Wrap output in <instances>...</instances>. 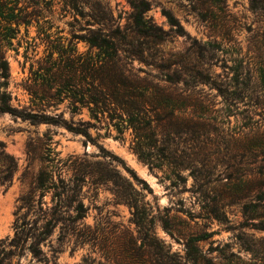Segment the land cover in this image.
<instances>
[{
    "label": "rangeland",
    "instance_id": "obj_1",
    "mask_svg": "<svg viewBox=\"0 0 264 264\" xmlns=\"http://www.w3.org/2000/svg\"><path fill=\"white\" fill-rule=\"evenodd\" d=\"M140 1L164 41L144 45L142 57L119 54L121 62L140 83L188 98L184 116L197 120L194 132L177 137L166 136L169 123L161 121L164 142L146 151L153 168L136 153L138 140L126 121L90 117L78 80L53 90L48 104L26 90L40 83L39 65L48 55L67 74L96 60L98 51L86 42L100 27L95 17L108 11L122 28ZM22 15L28 25L10 18ZM129 41L135 48L145 42ZM0 51L10 75L0 92L12 106L48 105L46 114L67 123L94 124L87 141L64 126L0 114V144L17 164L9 187H0V264H264V12L251 11L249 0H2ZM40 168L65 178L82 168L112 180L86 178L81 210L51 222L33 252L30 238L18 245L11 240L16 222L31 226L20 199ZM52 195L36 190L33 199L49 207Z\"/></svg>",
    "mask_w": 264,
    "mask_h": 264
},
{
    "label": "trees",
    "instance_id": "obj_2",
    "mask_svg": "<svg viewBox=\"0 0 264 264\" xmlns=\"http://www.w3.org/2000/svg\"><path fill=\"white\" fill-rule=\"evenodd\" d=\"M1 5L2 0H0V7ZM249 9L256 13H263L264 0H249ZM148 10L143 1H140L139 4L132 3L131 12L127 16V24L122 28L112 20L108 11L102 10L101 15L95 17L100 26L94 32L96 36H92L86 41L90 49L98 51L96 60H84L85 62L78 70L73 74H67L65 67H61L59 63L55 64L51 55H48L47 59L39 65L38 71L42 72L39 73L40 83L28 86L26 89L34 101L48 104L47 101L53 98V90L58 91L68 85L71 86L75 80H78L79 101L82 106L88 109L90 117L99 121L104 119L106 114L110 120L117 119L121 123L126 121L127 126L132 128L135 138L138 140L135 151L145 161L149 156L146 151L154 148L156 143L164 142L163 133L159 131L161 126L159 124L162 120H167L168 127L170 126V130L165 135L169 136L170 134L173 137L188 131L194 132V126L197 123L192 114L184 116V110L190 103L188 98H175L163 87L158 85L149 87L140 83L134 78L127 64L121 62L119 54L127 59L142 57L147 50L143 49L144 45L147 43L158 44L164 41V33L161 28L156 26L151 18L146 17ZM10 18L17 26L30 23L25 15L17 18L10 16ZM169 18L171 19V17ZM8 20L10 21V19ZM113 24L115 27L112 28ZM132 37L141 38L145 42L135 48L129 41ZM76 72H78V76H76ZM9 76L8 63L0 51V87L7 85ZM69 76L71 80H69ZM10 101L11 97L8 93L0 92V114L8 113L32 124L64 126L67 131L81 135L87 141H92L88 129L92 128L94 124L89 120H79L76 124L67 123L61 115L46 114L44 109L48 108V105L46 107L37 106L33 109L12 106ZM179 112L181 116L178 114ZM178 121H180L179 124H177ZM98 148L101 154L106 153L101 146ZM157 158L155 157V160L159 162L160 159ZM147 162L149 167H155L154 163L149 160ZM16 168L15 159L6 153L4 146L0 144V187H9ZM81 170L82 168L76 171L73 178H65L60 171H48L46 168H40L39 174L34 180L33 189L20 199V208H26L27 213L33 217L31 226L26 229L29 225L28 221L16 222L14 237L11 240L14 245L30 238L32 240L30 248L36 252L35 246L43 242L50 234L51 222L60 220L58 218L62 213L81 210L79 198L86 178L97 184L112 180L106 173H100L94 177V172ZM128 172L131 179L140 185L141 190L151 192L146 183L137 179L131 171ZM44 189L51 190L53 193L52 204L49 207L44 206L40 199H33L34 191ZM121 198L129 207L136 208V203L132 198L127 195H121Z\"/></svg>",
    "mask_w": 264,
    "mask_h": 264
}]
</instances>
